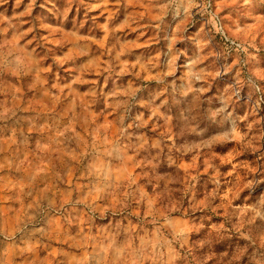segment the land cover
Listing matches in <instances>:
<instances>
[{"label": "rangeland", "instance_id": "obj_1", "mask_svg": "<svg viewBox=\"0 0 264 264\" xmlns=\"http://www.w3.org/2000/svg\"><path fill=\"white\" fill-rule=\"evenodd\" d=\"M0 264H264V0H0Z\"/></svg>", "mask_w": 264, "mask_h": 264}]
</instances>
